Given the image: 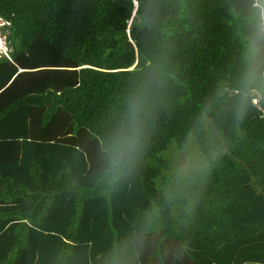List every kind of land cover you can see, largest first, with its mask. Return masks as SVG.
<instances>
[{
	"label": "trees",
	"instance_id": "1",
	"mask_svg": "<svg viewBox=\"0 0 264 264\" xmlns=\"http://www.w3.org/2000/svg\"><path fill=\"white\" fill-rule=\"evenodd\" d=\"M135 1L0 0V264H264L261 7Z\"/></svg>",
	"mask_w": 264,
	"mask_h": 264
},
{
	"label": "rangeland",
	"instance_id": "2",
	"mask_svg": "<svg viewBox=\"0 0 264 264\" xmlns=\"http://www.w3.org/2000/svg\"><path fill=\"white\" fill-rule=\"evenodd\" d=\"M255 1L256 4L254 5L262 4V7L258 10V19H253L252 17H250V20L258 21V23L251 27L250 33L249 35H247V39L250 42V45L248 44V46L252 47L255 52L254 63L252 67L253 72L257 73L258 75H264V47L259 46L254 40L256 27L262 20H264V0ZM254 10L257 12V9ZM134 15L135 14L133 13L132 18ZM132 18L129 19V22H131ZM174 149L175 148L170 147L165 153H162L167 163L169 162L168 164L171 168L169 172H167L166 169V175H163L162 180L169 182L170 185L174 184L176 188L184 189L179 191L180 197H184L186 195V192L183 193V191L188 189L191 183L203 180L205 169L203 167L206 166V161L203 155L200 153L195 139L192 137L188 138L182 150ZM175 167H177L178 171H174ZM171 173H173L176 178H172L170 176ZM176 184L179 186H177ZM189 200L191 201V207L197 205L195 199L190 198Z\"/></svg>",
	"mask_w": 264,
	"mask_h": 264
},
{
	"label": "clouds",
	"instance_id": "3",
	"mask_svg": "<svg viewBox=\"0 0 264 264\" xmlns=\"http://www.w3.org/2000/svg\"><path fill=\"white\" fill-rule=\"evenodd\" d=\"M133 5L135 7H138V3L135 0H132ZM8 24V21H6L3 18H0V54L2 55H6L7 51H8V46L7 43L5 41V33L4 31V27L5 25ZM255 42L261 46L264 47V20H262L256 27V33H255V37H254ZM134 147V145H129V150H132V148Z\"/></svg>",
	"mask_w": 264,
	"mask_h": 264
},
{
	"label": "crops",
	"instance_id": "4",
	"mask_svg": "<svg viewBox=\"0 0 264 264\" xmlns=\"http://www.w3.org/2000/svg\"><path fill=\"white\" fill-rule=\"evenodd\" d=\"M254 4H256V1H255V0H254V3H253V7H257V6L262 7V4H261V5H257V6L254 5ZM137 8H138V7H134V10H133V13H134V14H135ZM173 244H175V247H176V250H177L178 245H177L176 243H173ZM183 262H185V264H187V263L189 262V260L184 259ZM155 264H156V263H155ZM192 264H193V263H192Z\"/></svg>",
	"mask_w": 264,
	"mask_h": 264
}]
</instances>
